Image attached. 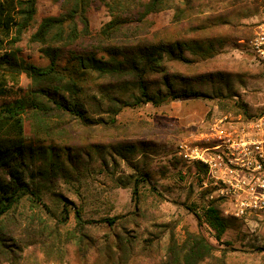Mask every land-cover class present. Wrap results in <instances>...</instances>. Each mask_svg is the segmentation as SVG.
Returning a JSON list of instances; mask_svg holds the SVG:
<instances>
[{
    "label": "trees",
    "instance_id": "16d2710c",
    "mask_svg": "<svg viewBox=\"0 0 264 264\" xmlns=\"http://www.w3.org/2000/svg\"><path fill=\"white\" fill-rule=\"evenodd\" d=\"M208 1L213 10L200 16L196 0H53L59 13L44 16L29 37L49 60L38 65L17 44L33 26L39 0H0V264H231L203 231L186 228L179 239L177 223L153 221L146 195L153 174L147 161L127 155L154 149L153 140L132 139L149 123L120 117L127 107L189 98L255 116L235 82L264 79V63L253 74L220 59L252 35L255 23L240 21L238 11L248 0ZM93 4L111 16L99 30L90 23ZM169 9L170 25L153 29L151 16ZM118 158L132 172L111 176L131 189L133 209L99 215L87 211L88 194L81 204L69 199L64 190L83 198L95 169ZM191 167L196 176L201 166ZM190 188L192 194L195 183ZM207 200L190 208L220 240L228 217L217 198Z\"/></svg>",
    "mask_w": 264,
    "mask_h": 264
},
{
    "label": "rangeland",
    "instance_id": "374dc122",
    "mask_svg": "<svg viewBox=\"0 0 264 264\" xmlns=\"http://www.w3.org/2000/svg\"><path fill=\"white\" fill-rule=\"evenodd\" d=\"M196 2L197 10L204 9L203 13L198 14L200 16L210 14L214 8L208 0H196ZM257 5V0H248V3H244L238 10L243 15L240 21L248 24L255 23L258 14ZM256 8V13L252 15ZM59 10L60 6L53 0H39L36 20L17 44L20 48V55L27 61L38 65L49 63V60L40 52L39 44L31 43L29 37L44 16L56 15ZM246 14L247 16L244 17ZM174 15V9L152 15L151 18L155 21L152 28L162 29L170 25ZM89 18L92 28L99 30L111 19V16L103 5L95 6L93 4L89 10ZM245 39H249V37ZM220 59L225 66L234 65L240 72H243L244 67H248L255 74L262 66V63L256 61L241 44L239 48L223 50ZM60 62L65 64L66 59L63 58ZM29 82L30 79L25 74L20 76L22 86L26 87ZM235 84L248 103L251 113L257 115L264 110V79L249 77L244 83L236 81ZM228 114L243 115L222 110L217 101L211 98H189L176 100L161 107H153L151 104L137 108L127 107L121 112L120 117L124 121L134 120L149 123L145 134L135 135L132 139L153 140L154 149L147 151L145 156L144 153H136V151L134 154L130 152L127 155L134 161H147L153 174L152 187H148L150 189L146 194L147 205L153 213L152 216L154 215L153 221L177 223L175 232L179 239L185 237L186 228L193 232L203 231L215 243L217 255L221 254V249H226L231 264H264V222L248 224L229 218L223 213L225 217H228V224L225 225L221 239L218 240L217 231L212 227L200 225L190 208V205L192 206L194 203L196 206H203L208 202L207 199L202 198V191L199 189L194 170L189 171V167L192 168L191 165L183 166L182 162L178 166L173 164L176 158L181 160L177 154L178 143L181 139L194 137L195 134L208 129L214 121ZM27 131L29 132V128ZM125 161L118 158L117 164H114L111 159H108L104 170L95 169L87 184L83 186V198L73 190L69 192L64 190V192L70 200L78 204H81L88 194L87 211L98 209L99 215H105L107 212H110L111 215L119 212L125 213L133 209L131 189L117 186L114 180V178H124L132 172ZM111 173H114V178ZM191 183H195V190L192 194L190 193ZM86 187H88L87 190Z\"/></svg>",
    "mask_w": 264,
    "mask_h": 264
},
{
    "label": "built area",
    "instance_id": "2783aa9c",
    "mask_svg": "<svg viewBox=\"0 0 264 264\" xmlns=\"http://www.w3.org/2000/svg\"><path fill=\"white\" fill-rule=\"evenodd\" d=\"M249 39L239 42L259 63H264V0ZM177 154L186 165L198 163L199 189L217 198L223 213L244 223L264 222V111L246 117L228 114L208 129L185 137Z\"/></svg>",
    "mask_w": 264,
    "mask_h": 264
}]
</instances>
